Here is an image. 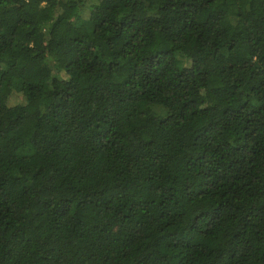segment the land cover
<instances>
[{
    "label": "trees",
    "instance_id": "1",
    "mask_svg": "<svg viewBox=\"0 0 264 264\" xmlns=\"http://www.w3.org/2000/svg\"><path fill=\"white\" fill-rule=\"evenodd\" d=\"M0 0V264H264V0Z\"/></svg>",
    "mask_w": 264,
    "mask_h": 264
},
{
    "label": "rangeland",
    "instance_id": "2",
    "mask_svg": "<svg viewBox=\"0 0 264 264\" xmlns=\"http://www.w3.org/2000/svg\"><path fill=\"white\" fill-rule=\"evenodd\" d=\"M90 3H93V1L91 0V2Z\"/></svg>",
    "mask_w": 264,
    "mask_h": 264
}]
</instances>
